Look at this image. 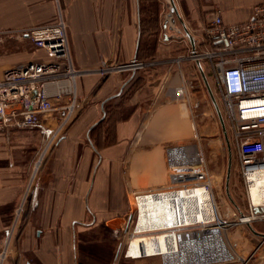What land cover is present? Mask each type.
<instances>
[{"label":"crops","instance_id":"obj_1","mask_svg":"<svg viewBox=\"0 0 264 264\" xmlns=\"http://www.w3.org/2000/svg\"><path fill=\"white\" fill-rule=\"evenodd\" d=\"M173 2L182 22L169 0H0V29L52 23L60 12L77 69L92 70L134 57L158 61L142 71L80 77L76 91L81 114L52 145L34 175L42 134L52 130L57 115L45 116L33 127L0 133V239L10 236L0 264H85L77 235L98 224H115L126 215L129 198L122 168L136 148L143 152L131 158L133 186L159 187L134 194L139 217L128 256H161L166 264L232 258L226 245L219 248L222 239L200 225L209 216L214 218L210 191L199 186L169 190L170 150L187 149L179 143L195 132L193 119L187 117L194 107L190 89L201 92L205 85L196 63L176 59L200 42L212 13L219 10L225 23H238L249 19L254 5H264V0ZM40 60H46L44 51L26 39L0 43V75L7 68ZM183 61L194 65L189 80ZM156 71L161 78L153 76ZM67 102L68 98L50 100L56 107ZM123 107L127 113L115 122L114 140L104 144L106 137L97 135L100 123L110 111ZM142 126L147 129L133 142ZM21 204L25 208L17 219ZM257 224L256 240L264 235V223ZM196 225L201 229L181 232ZM253 264H264V253Z\"/></svg>","mask_w":264,"mask_h":264},{"label":"built area","instance_id":"obj_2","mask_svg":"<svg viewBox=\"0 0 264 264\" xmlns=\"http://www.w3.org/2000/svg\"><path fill=\"white\" fill-rule=\"evenodd\" d=\"M11 39H26L34 48L44 51L46 60L27 62L1 73L0 133L39 125L43 117L56 114L59 123L51 130L48 143L62 135L63 128L80 110L76 91L80 77L90 73L137 72L158 64L155 59L134 57L92 70L75 68L70 57L67 22L60 12L52 23L0 29V43ZM199 40L176 60L200 63L207 82L211 78L217 87L223 116L236 147L251 221L264 223V202L253 203L250 186L255 175H264V5H254L250 18L238 23H225L220 11H215L202 27ZM33 91L35 95L31 96ZM59 98H68L67 104L57 107L50 104L51 99ZM40 156L35 162L39 164L37 170L42 160ZM199 161L202 165L200 157ZM193 182L210 188L204 165L195 174ZM22 206L16 210V218ZM261 237L264 241V235ZM9 238L0 239V263L6 257Z\"/></svg>","mask_w":264,"mask_h":264},{"label":"rangeland","instance_id":"obj_3","mask_svg":"<svg viewBox=\"0 0 264 264\" xmlns=\"http://www.w3.org/2000/svg\"><path fill=\"white\" fill-rule=\"evenodd\" d=\"M181 66L184 69L187 80H189V74L193 72L192 69L194 65L189 61H183ZM153 76L156 79L161 78L160 72L158 71H156ZM208 81L209 83L211 82L209 87L223 118L225 132H223L215 107L211 101L207 89L205 88V85L201 89V92H198L196 87H191L190 92L193 95L192 99L194 100V107L193 113L191 112L189 114L191 119H193L192 123L195 132L192 134L193 137L186 138L182 140L181 143H179L187 147L185 153L189 156H191V148L193 149L194 153L199 152L202 165L205 166L207 171L208 181L210 182L209 190L214 211V219L209 223V225L205 227L206 229L204 230L221 238L222 241L219 239V243L221 241L222 245L219 246V248H224L226 245L229 252L232 253V258L227 259L224 262H211L206 264H253V262H255L258 257L264 253V241H262V237L260 236L256 240V238L253 236V233H255L253 228H257V223L260 222L256 220L248 223L237 224L233 222L241 216H251V211L248 208L247 194L243 185L241 174L239 172V166L236 157V147L228 130L229 128L227 127L225 117L223 116L222 104L219 95L220 93L217 87L213 84L211 78H209ZM126 113L127 109L125 107H123V110L120 109L119 111L116 109L112 110L109 112V117L100 123V128L97 131V135L103 138L106 137V139L103 141L104 144L108 145L112 142V140H114L113 127L115 122ZM80 114L81 110H79L76 117L70 123H68L65 128H63L61 134H64L69 129V127L76 121ZM58 123L59 122H56L53 127L51 126V129H55ZM144 130L145 127L142 126L133 142L142 136ZM94 134H96V132L93 133V136L95 137ZM50 136L51 131H49V133L43 132L42 134V151L40 156V159L42 158L41 162H43L48 151L58 139L56 138L55 141L48 143ZM140 146L141 145H138V147ZM144 147L146 148L147 146ZM138 152L140 153L143 151L137 148L136 151H132V155H130V158H126L122 168L125 175V184L128 189L127 196L129 198V209L126 215L115 224L113 221L109 222L108 224H98L93 228L86 230L85 232L78 233L77 235V245L80 252L81 261L85 264H164V260L161 256L131 258L127 253V248L129 242L135 234L134 229L137 225L139 217L134 194H137V192L140 191L148 192L150 189L157 190L159 187H146L144 186V183L138 184L139 187L133 186L132 181L130 180L131 175L129 174L131 171V158L135 153ZM37 164L38 163L35 164V167ZM228 164H230V176L228 185L226 187ZM41 165L42 163H40V167ZM194 165H197L196 167H199V165L201 166L200 162ZM34 174L35 171L33 172V175ZM173 179L177 180V177H174ZM170 183V189L168 188L169 190H178L184 187H193L195 182L180 181ZM162 190L166 191L167 188H162ZM23 208L25 207L22 206L17 219L21 217ZM224 222L228 223L224 224ZM199 229H201L200 225H196L195 227H189L185 230H181V232L197 231ZM219 229L221 230L223 237L219 234ZM260 242L262 244L260 247H258ZM199 250L202 253L204 248L201 246ZM241 257L244 260L240 259Z\"/></svg>","mask_w":264,"mask_h":264},{"label":"bare ground","instance_id":"obj_4","mask_svg":"<svg viewBox=\"0 0 264 264\" xmlns=\"http://www.w3.org/2000/svg\"><path fill=\"white\" fill-rule=\"evenodd\" d=\"M184 104V102L182 101L181 104ZM190 114H188L187 117H189ZM147 129V126H145V130ZM179 148V147H178ZM185 150H187L186 148L182 147L179 149L174 150V148H172V150H170L169 153V166L172 169L171 172V176L172 178L177 177V180L175 181L173 179V182H187V181H193L195 179V174L201 170V166L193 168L192 166L194 164L199 163V157H200V153H194L193 149L191 148L192 152H191V156H189L188 154L185 153ZM39 164H37L38 167ZM36 167V170H37ZM35 171V170H34ZM190 176V177H188ZM199 186V187H203L206 190H209L210 188H206L202 183L201 184H194V186ZM251 186V196L253 199V203L255 205H258V203L260 204L261 202H264V175H255L254 178L251 180L250 183ZM262 190V194H258L259 191ZM210 191V190H209ZM185 193V190H184ZM151 194V193H149ZM147 194V195H149ZM134 199L137 205V197L134 195ZM209 221H203L200 223V225H202L203 229H206L205 227L207 225H209L210 222L213 221L214 218H212L211 216H209ZM253 218H251L250 216H241L238 219L234 220L233 222H246L248 223L249 221H251ZM231 222V221H230ZM226 224L228 222H225ZM206 231V230H205ZM164 261L167 260L164 259ZM226 260H223V262ZM164 263V264H166ZM215 263V262H213ZM206 264V263H205Z\"/></svg>","mask_w":264,"mask_h":264},{"label":"water","instance_id":"obj_5","mask_svg":"<svg viewBox=\"0 0 264 264\" xmlns=\"http://www.w3.org/2000/svg\"><path fill=\"white\" fill-rule=\"evenodd\" d=\"M169 1H170V3H171L172 10L175 11V13H176V9H175V5H174L173 0H169ZM176 15H177V13H176ZM177 17H178L179 21L182 22L181 18H180L178 15H177ZM183 32H184V34H185L186 36H188L189 38L191 37V36H190V33L188 32V30L186 29L185 26H183ZM193 47H194V44H193L192 48H193ZM196 64H197L198 70H199V72H200V74H201V76H202V78H203V80H204V83H205V86H206V88H207L208 94L210 95L211 101H212V103H213V105H214V107H215V110H216L217 116H218V118H219L220 124H221L222 129H223V132H225V126H224L223 118H222V116H221V113H220V111H219L218 106L216 105V102H215V100H214L213 94H212L211 89H210V87H209V84H208V82H207V79H206V76H205L204 71H203V69H202V66H201L200 63H196ZM30 95H31V96H34V95H35V92H34V91L31 92ZM104 116H105V112H103L102 119L104 118ZM102 119H101V120H102ZM226 176H227V177H226V187H227V185H228V180H229V176H230V164H228V166H227V175H226Z\"/></svg>","mask_w":264,"mask_h":264}]
</instances>
